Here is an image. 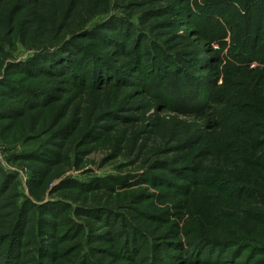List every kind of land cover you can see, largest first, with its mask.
<instances>
[{
    "label": "trees",
    "instance_id": "16d2710c",
    "mask_svg": "<svg viewBox=\"0 0 264 264\" xmlns=\"http://www.w3.org/2000/svg\"><path fill=\"white\" fill-rule=\"evenodd\" d=\"M0 143V264H264V0H0Z\"/></svg>",
    "mask_w": 264,
    "mask_h": 264
},
{
    "label": "rangeland",
    "instance_id": "374dc122",
    "mask_svg": "<svg viewBox=\"0 0 264 264\" xmlns=\"http://www.w3.org/2000/svg\"><path fill=\"white\" fill-rule=\"evenodd\" d=\"M179 24L184 25L182 22H180ZM193 25L195 24H189V22H187V25H185L184 27L177 28L178 33H182L183 31H188L189 29L193 27ZM177 30H176V27H174V32H176ZM190 35H192V33ZM205 75L209 76V73ZM150 100L152 103V109L148 112L147 116H149L150 120H152L151 123L154 124L155 121L160 122L162 119H165L167 116H169V114H174L173 112L171 113L169 112V110H165L163 108L164 106L161 100H157V99H150ZM133 114L136 115L135 113ZM162 121L160 122V124L162 123ZM148 145L150 147L152 144H148ZM99 151L100 152L92 151L87 156H83V158L87 161V166L84 170H80L78 172L72 171V172H69L68 174L80 176V174L84 173L85 170H88V169H91L95 175H100V176L111 175V174L116 175L117 173H120L121 175H124V174L133 175V174L138 173L137 169H139V164L135 166L129 165L128 167L123 168L124 170L120 171V169L118 170V166L120 164H125V162H127V159L126 160L116 159V162L111 161L108 163L104 160L107 158V153L104 150H99ZM10 152L11 151L8 148H6L4 144L0 143V163L8 171L18 173L23 191L26 195H29L28 187H27V177H28L27 169L25 166H21V164H12V163L8 164L7 161L5 160V157L9 155ZM91 161H94V162L89 163ZM81 176H84V175H81ZM135 181H136V178L131 180L132 183H134ZM56 182L57 180L54 182V184ZM54 184L51 185V187H53ZM142 185H144L145 187H148L151 193H157V190L153 188L152 186H148L146 183ZM52 196L54 195L50 194V191H48L45 195H43L45 199L52 198Z\"/></svg>",
    "mask_w": 264,
    "mask_h": 264
}]
</instances>
